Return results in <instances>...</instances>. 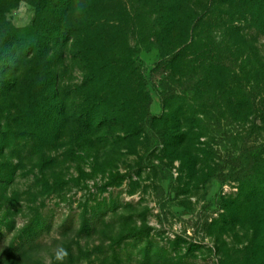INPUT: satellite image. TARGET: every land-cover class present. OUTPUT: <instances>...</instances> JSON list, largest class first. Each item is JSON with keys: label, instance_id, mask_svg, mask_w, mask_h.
<instances>
[{"label": "rangeland", "instance_id": "obj_1", "mask_svg": "<svg viewBox=\"0 0 264 264\" xmlns=\"http://www.w3.org/2000/svg\"><path fill=\"white\" fill-rule=\"evenodd\" d=\"M74 1L75 19L64 23L72 30L41 47L38 74L31 65L48 21L28 0L6 11L0 264H264V180L252 179L264 175V114L246 116L230 96L244 97L248 49L264 61V34L250 26L254 2L223 0L212 14L208 0ZM224 40L243 45L221 48ZM85 59L101 79L142 74L140 84H108L123 123L160 118L139 137L96 121L91 130L104 99L94 84L100 100L88 112ZM206 59L214 62L202 68ZM141 86L150 98L129 102ZM217 89V107L205 110Z\"/></svg>", "mask_w": 264, "mask_h": 264}, {"label": "trees", "instance_id": "obj_2", "mask_svg": "<svg viewBox=\"0 0 264 264\" xmlns=\"http://www.w3.org/2000/svg\"><path fill=\"white\" fill-rule=\"evenodd\" d=\"M18 0H0V71L4 70L9 66V60H10V43L8 42L9 36L6 24V11L12 7ZM30 1L35 9L36 14L38 15L39 20H47L48 23L46 24V36H42V45L39 48V52H37V55L39 56V60L36 59V61H33L34 65H31L32 68L35 66L36 70L35 73L38 74L39 70H41L42 65L40 61V57H42V46L46 45L49 46L47 50H50V46L56 39H59L55 32L60 33H66L70 32L72 30L71 26H65L64 23L71 22L75 17L78 9V4L76 1L72 0H28ZM254 2L252 6V11H250L251 21L250 26L255 27L259 29L264 34V0H252ZM223 0H208V6L206 13L213 14V11H211V8L216 4H224ZM205 13V14H206ZM71 16V17H70ZM202 19H205V15L201 17ZM44 22V21H43ZM244 34V32H243ZM229 39V37H227ZM59 41V40H58ZM243 41L248 44L247 36H243ZM40 43V42H39ZM233 45H238L241 47L243 44H237L234 43L232 40L229 41H223L218 46L222 47H229L231 48ZM34 48V47H33ZM233 48V47H232ZM251 49V48H250ZM248 49V53L246 55V59L244 60L243 70L245 75L246 84L244 86L245 91H243L244 97L238 98L239 96L236 95L235 92L231 91V101L234 104L239 103L240 107L242 108L243 113L248 116L250 114L255 113H262V116L264 114V107L262 105L264 104V90L260 93L255 92V87H259L260 79L264 77V61H258L255 62V60H252L253 53L252 50ZM34 52V51H33ZM41 52V53H40ZM35 53V52H34ZM54 58H49V64H52ZM209 59H206L207 61ZM213 60H209L207 63H204L202 65V68H207L208 66H212ZM85 66L90 69L88 72L89 74H84L83 83H82V95L85 98V106L88 112L91 111L90 104L94 103V101H99L100 99H104L102 102H98L97 110L94 111L91 115L88 117L87 125L92 130V124L96 121V125H100V130L106 131L108 130L114 131V132H123L124 134H127V137H136L141 136L144 130V124L147 120L155 121L156 119H159L158 116H144L140 117L139 120H130L127 117V122L123 123V120L121 118L123 112L121 109L122 103H119V105H113L114 102L109 101V93L112 90L108 84L110 83H116L119 82V80L122 78L123 81L126 83H142L140 79H142V74H135L132 71H127V73H124L125 75H121V73H107L106 75H103V78L101 79V73L99 71V68L95 69L94 66L88 64L89 62L85 59ZM28 64V63H27ZM87 71V70H86ZM23 72V71H22ZM27 75V74H26ZM202 75V73H200ZM136 78H133V77ZM139 78V79H138ZM132 80V81H131ZM23 81V80H22ZM50 83V82H49ZM51 84V83H50ZM97 85V88L94 91H97L96 97L98 95L100 96V99L94 97L90 91L92 90L93 86ZM53 87H54V99L56 101H64L61 98L62 94V88L60 86V81H58V74L57 72L53 75ZM166 91H169V89L163 87ZM251 92H250V90ZM136 96L135 93L132 91V94L129 95L128 101L131 102L133 100L140 102L142 100V97L147 96L150 98L148 92H144V90L141 88H136ZM139 90V91H138ZM93 91V93H94ZM220 91L217 89L214 91L213 95L209 97V99L213 100L212 105L209 106H203L206 110V108L211 109L213 106L217 107V104H215L218 101V95L217 92ZM226 91V90H225ZM224 91V92H225ZM99 93V94H98ZM263 97H261V95ZM165 94H162L164 96ZM260 96V100L262 103L258 106V103L256 102L257 96ZM238 96V97H237ZM94 101H91L93 100ZM90 102V103H89ZM214 104V105H213ZM89 106V107H88ZM65 112V111H64ZM234 112V111H233ZM232 112V113H233ZM206 114V113H205ZM125 124V125H124ZM152 124V123H151ZM153 129L155 128L154 125H152ZM158 138L160 139V132L156 131ZM264 175H257L256 173L253 174L252 179L254 181L261 180ZM264 187V185H263ZM264 194V193H263Z\"/></svg>", "mask_w": 264, "mask_h": 264}]
</instances>
